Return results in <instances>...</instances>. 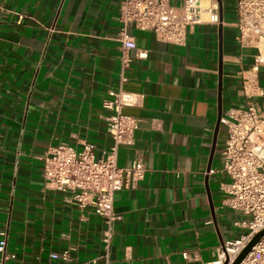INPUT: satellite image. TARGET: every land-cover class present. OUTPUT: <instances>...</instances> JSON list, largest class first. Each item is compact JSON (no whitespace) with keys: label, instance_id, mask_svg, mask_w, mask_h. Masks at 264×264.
Listing matches in <instances>:
<instances>
[{"label":"crops","instance_id":"crops-1","mask_svg":"<svg viewBox=\"0 0 264 264\" xmlns=\"http://www.w3.org/2000/svg\"><path fill=\"white\" fill-rule=\"evenodd\" d=\"M121 1L0 0V239L15 256L6 264L102 255V220L46 188L44 157L49 147L87 143L101 159L113 144L103 105L120 85ZM216 1L223 23L195 26L184 46L130 30L137 51L124 88L143 99L124 110L140 128L118 165L140 159L147 173L116 195L110 264H206L245 232L211 171L226 138L221 120L243 104L239 73L256 51L237 41L235 0ZM66 252L69 262L52 258Z\"/></svg>","mask_w":264,"mask_h":264},{"label":"built area","instance_id":"built-area-1","mask_svg":"<svg viewBox=\"0 0 264 264\" xmlns=\"http://www.w3.org/2000/svg\"><path fill=\"white\" fill-rule=\"evenodd\" d=\"M172 0H122L117 41L120 44V85L111 91V101L104 108L111 111L107 118L113 144L101 159L95 146L85 143L81 150L66 145L49 147L44 157V181L48 190L63 193L81 211L91 209L104 225L102 255L83 264H110L114 228L120 219L114 210L116 195L134 189L145 179L147 168L140 159L119 167V151L133 147L140 121L124 113L125 108L137 107L142 95L127 92V70L137 51L134 29L153 33L164 43L184 46L191 29L202 24L220 25V4L216 0H182L174 6ZM234 27L237 41L243 49L256 51L255 61L239 73L243 104L228 111L221 124L226 138L220 154V167L211 171L222 178L223 206L240 213L246 219L235 223L244 230L238 239L224 242L214 259L206 264H234L251 241L264 232V0H235ZM138 53V58H145ZM227 179L228 182L224 181ZM7 236L0 239V264L15 259L8 254ZM53 259L70 261L69 252L52 255ZM240 264H264V235Z\"/></svg>","mask_w":264,"mask_h":264},{"label":"water","instance_id":"water-1","mask_svg":"<svg viewBox=\"0 0 264 264\" xmlns=\"http://www.w3.org/2000/svg\"><path fill=\"white\" fill-rule=\"evenodd\" d=\"M222 20V14H221ZM264 232L259 233L255 236V238L251 241V243L247 246V248L243 251V253L239 256L234 264H240L243 259L250 253L251 249L259 242V240L263 237ZM223 244V243H222Z\"/></svg>","mask_w":264,"mask_h":264},{"label":"rangeland","instance_id":"rangeland-1","mask_svg":"<svg viewBox=\"0 0 264 264\" xmlns=\"http://www.w3.org/2000/svg\"><path fill=\"white\" fill-rule=\"evenodd\" d=\"M231 7L232 8L228 11L231 12L232 15H234L235 14V6L233 4H231Z\"/></svg>","mask_w":264,"mask_h":264}]
</instances>
